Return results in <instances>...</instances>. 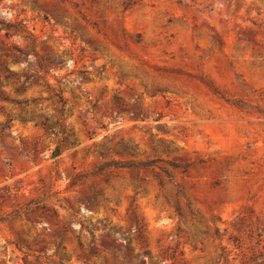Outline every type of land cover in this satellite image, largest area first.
<instances>
[{
    "label": "rangeland",
    "instance_id": "1",
    "mask_svg": "<svg viewBox=\"0 0 264 264\" xmlns=\"http://www.w3.org/2000/svg\"><path fill=\"white\" fill-rule=\"evenodd\" d=\"M0 28V264H264V0H0Z\"/></svg>",
    "mask_w": 264,
    "mask_h": 264
},
{
    "label": "trees",
    "instance_id": "2",
    "mask_svg": "<svg viewBox=\"0 0 264 264\" xmlns=\"http://www.w3.org/2000/svg\"><path fill=\"white\" fill-rule=\"evenodd\" d=\"M5 27V29H8L9 26H3ZM3 29V28H0ZM58 102L61 105V108L64 107V99L62 98V96L57 93L56 94ZM60 154V150H59V146H55V148L53 149V151L51 152V156L52 157H57ZM152 164L151 161H141V162H131V161H107V162H103L102 164L97 166V172H104L107 169L113 168V169H118V170H122V169H140V168H146L149 167ZM172 167H177V164L175 163H169Z\"/></svg>",
    "mask_w": 264,
    "mask_h": 264
}]
</instances>
